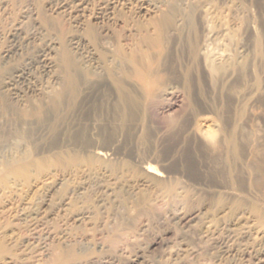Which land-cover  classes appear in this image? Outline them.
Returning a JSON list of instances; mask_svg holds the SVG:
<instances>
[{"label":"rangeland","instance_id":"obj_1","mask_svg":"<svg viewBox=\"0 0 264 264\" xmlns=\"http://www.w3.org/2000/svg\"><path fill=\"white\" fill-rule=\"evenodd\" d=\"M74 1L4 0L0 9L3 74L28 66L32 76L44 82L51 73L45 76L43 66L50 59L59 64L60 55L69 53L75 70L70 72L74 75L67 91L76 87L78 91L70 93L78 96L82 107L111 99L104 75L100 72L93 78L91 73L99 70L81 60L83 56L104 61V67L114 71L122 68L133 75L141 70L158 76L157 91L162 96L158 94L152 104L130 80L128 94L135 108L130 103L127 130L107 128L99 140L100 146L109 147L102 165L80 161L50 165L47 185L21 192L18 197H27L32 210L17 228L24 237H32L34 245L29 251L22 243L12 246L11 255L0 259V264H52L43 244L49 242L48 248L55 250L60 239L68 244L60 247L76 248L71 264H264V0H149L152 5L140 12L128 10L123 2L115 4L113 20L103 24L91 13L104 0H80L83 11L69 14ZM171 3L195 7L203 21L195 38L202 59L198 64L190 57L187 71L178 68L181 57L175 53L169 56V66L175 69L163 65L172 43L156 41L162 52L149 42L156 40L155 24ZM62 4L65 11L58 8ZM26 8L28 15L23 12ZM32 26L40 31L39 37L16 52ZM73 39L80 45L71 43ZM77 64L88 68L82 71L90 77L86 71L80 74ZM55 69L52 75L64 80L60 64ZM60 113L55 122L34 124L25 132L21 140L31 156H53L78 145L76 138L69 139ZM110 130L118 134L112 136ZM231 134L233 150L227 144ZM112 138L122 144L108 143ZM18 197L8 207L18 206ZM6 213L0 215L1 226L9 221ZM80 214L86 219L76 221Z\"/></svg>","mask_w":264,"mask_h":264},{"label":"bare ground","instance_id":"obj_2","mask_svg":"<svg viewBox=\"0 0 264 264\" xmlns=\"http://www.w3.org/2000/svg\"><path fill=\"white\" fill-rule=\"evenodd\" d=\"M123 2L128 3L129 7H127V9L130 11H133V12H135V11H137V12L146 11V10H148L147 8L152 5V4H150L149 0H118V1H116V0H104L102 4H100V5L98 4L99 6H97L93 9V12L91 13V17L97 23H100V24H103L106 21L107 22L111 21V20H113L115 4L120 3L122 5ZM132 3H134V4H132ZM177 4H174V3L169 4L166 11L164 13H162L160 18L158 20L156 19L157 20V22L155 24L156 27L153 30L156 32V34L155 33L154 34L157 37H156V40L149 41V42L152 43V45L150 43L151 46H153V43L155 44V46L157 45L156 48L162 52H163V49L160 47V45L163 44L164 40H167L168 44H169V42L172 43L171 45L173 46V48L171 46L169 51L167 50L168 52L165 51L166 53L162 58L163 65L169 66V64L172 62L171 61L169 63V59H170L169 56H173V53H175L181 57V60L178 61L179 63L178 64L176 63L178 65V68L181 69L182 67H184L187 71V70H189L187 68L188 67L187 65H190V63L187 64V62L191 60L190 57L196 61L197 60L200 61L202 59L201 58L202 54L197 52V50H196V48L198 46H196L197 42L195 44V38H196V34L198 33V31L202 28L201 26L203 25V23H202L203 21H202V19L199 18L200 11L198 9H196L195 7L188 6V7L181 8V6L178 7ZM3 5H4V0H0V9L3 7ZM63 7H64L63 4L58 6L59 9H62V11H65L66 7L64 9H63ZM68 8H70V7H68ZM71 8H70L71 11L69 12V14L79 13V12L83 11L84 4L80 0H75L71 4ZM23 12H25V14L28 15V13H27L28 8H26ZM70 16L72 17V15H70ZM29 31L30 32H27V34L24 37H22L23 41L20 42L21 44L19 45V48H17L15 50L16 52H21V50L23 51L24 47H28L29 45L34 44V41L39 37L40 31L38 30V28L36 26H32L31 30H29ZM105 32H107V31H105ZM89 33L91 34L92 32L89 31ZM115 38H117V37H115ZM142 41H144V39ZM156 41L161 42V44L158 45L159 43H157ZM71 43H73L76 46L80 45V41L78 39L74 40ZM48 46H50V44ZM137 46H139L138 43H137ZM121 47H122V45H121ZM121 47H119L120 48L118 51L119 53H120V50L122 49ZM141 47H142V44H141ZM168 47L169 46H167V48ZM49 48L51 49L53 47H49ZM153 48H155V47L153 46ZM116 49H118V47ZM124 50H126V49H124ZM124 50L121 52H124ZM140 50L142 51L141 48H140ZM140 50H139V54H140ZM164 50H165V48H164ZM136 52L138 53V51H136ZM43 53H41L40 56L42 58H45L46 54H43ZM124 53H122V54L124 55ZM68 54H63L62 56L60 55L61 59H60L59 64H60L61 68L63 69L62 74L64 73V75H65V76L63 75L64 77H62V79L64 78V80H62V81H61V78L57 76L58 74L57 75L55 74L57 77L52 75L53 69L56 70L55 68H57L59 66V64L55 63V61L58 63V60H56V59H55V61H52L50 59V61L47 62L46 65L43 66V68H42L43 72L42 73H44L45 76L46 75L48 76L51 73L50 79L49 80L45 79L44 82L37 81L35 79L37 77L32 76L31 73H33V72L31 70V68L28 66H24L22 68H19L17 70H13L10 72L8 71L7 74H3V71H2L3 69L1 68L2 66L0 64V143H1V148H0V213L1 214L0 215H3L6 211L9 213V214L6 213L7 215H9V216H7V217H9V221L7 218V223L4 224L5 226L0 225V259H2L5 255H11L10 248H12V246L15 247V245L18 243H22V245H24L25 251L28 249L31 250V248L34 245L33 244L34 241H31V240H33V238L27 236V234L25 235L26 237H24L23 236L24 234H21L17 228V226L20 224V222H23L24 220H26V218L30 217L29 216L30 210H32V208L30 207L32 202H30L27 197L24 199L22 198L23 200H21L18 197V196H20L21 192H28V193L33 192V191L35 192V190L38 189L40 186H43L44 184L47 185V183H49V181L51 180V174L49 172L50 165H60L62 163H74L76 161L77 162L80 161L81 163H83L85 165H87V164H89V165H91V164L102 165V163L105 161V159H107L109 157L108 144L105 147H102L99 145L100 141L103 140L105 137L104 133H105L106 129L107 128H111V129L115 128L116 129L118 127L117 129H120V132H124L125 130H127L126 124L128 123L127 121L129 120L130 114L132 113L130 110V103H132V102L130 101L131 99H129V94H128V90H129L128 85L130 83V80L131 81L134 80L133 82H135V86L137 85L141 88V90H142L141 92H143V95L150 102L157 99L158 94H159L157 91V87L159 86L158 84L160 81L158 76H153L149 73L143 74L140 72L141 71L140 69H142V68L139 69L140 71H138L135 68L137 71H134L133 75L132 74L129 75L127 73V71L125 70L126 71L125 72L124 70H122V68L121 69L115 68L116 70L114 71V68L112 69V67L111 68H108L106 66L104 67V65H103L104 61L99 62L100 60L98 61L92 57L83 56V57H81V60L83 59V61H85V62L86 61L91 62L93 65V68L99 70L97 72L91 73V76L93 78L96 79L99 76L100 72H102V74L104 75L103 78L106 79L108 86L110 88L111 99L109 100V98H107V99H105L99 103L92 102V103H89L88 106L82 107L81 105H83V104L80 105V103H81L80 101L77 104L78 96L73 97V94L70 93L76 89L75 85L72 84L73 87H75V89L73 91L68 90L69 93L67 91V89L70 86V85H68V83L71 80V78L73 77L72 75H74V74H71L72 73L71 70L75 66L74 65L75 63L73 64V61ZM132 54L133 53H131L130 56H132ZM144 54L146 55V53H144ZM109 57H110V55H109ZM121 57H122L121 61H123L124 57L123 56H121ZM145 57L148 58L147 56H145ZM5 58L8 59L9 57L6 55ZM139 58H141V56ZM188 59H190V60H188ZM53 60H54V58H53ZM125 60H126V58H125ZM140 60L138 61L136 59V62L138 61V63H139V62H141ZM144 60L145 59L143 58V61ZM5 62H6V59H5L4 63ZM117 62H119V61H117ZM127 62H129V61H127ZM145 62H146V60H145ZM155 62H157V61L155 60ZM192 62H194V61H192ZM122 63H119V66ZM143 63H140L141 67H142ZM116 64H118V63H116ZM198 64H199V62H198ZM123 65H125V63ZM76 66H78V64ZM80 66L81 65H79L78 68ZM136 66H138V65L136 64ZM170 67L171 66H169V68ZM83 68L81 69V67H80V69H81L80 74L83 72L82 71ZM84 69H88V68H84ZM117 69H118V71H117ZM143 69H144V67H143ZM161 69H162V67H161ZM174 69L172 68V70H174ZM74 70L75 69H73V72H74ZM91 71L92 70L90 69V72ZM76 72H77V70H76ZM84 72L86 73V76L89 75V77H90V73L87 70H84ZM147 72H148V70L146 71V73ZM190 72H192V71H190ZM56 73H60V71L56 72ZM77 75L79 76V73ZM82 75H80V76H82ZM184 75H185V73H184ZM86 78H85V76L82 77V79H86ZM90 79H92V78H90ZM100 80H101V78H100ZM75 81L78 82L77 79H75ZM75 81H73V82H75ZM84 82H82V83H84ZM87 83H88V81H87ZM95 83H96V81H95ZM131 84H132V82H131ZM66 85H68V88ZM84 85H85V83H84ZM81 86L83 87L82 84H81ZM81 86L79 85V87H81ZM82 87H81V89H82ZM84 87H86V85ZM135 88H137V87H135ZM81 89H79V90H81ZM130 89H132V88H130ZM77 91H74V92L76 93ZM78 93L80 96L81 95L80 92H78ZM102 93H103V91H102ZM129 93H131V92H129ZM135 93H136V91H135ZM70 94H72V96ZM168 94H169V97L170 96L176 97V95L174 93H173L174 95H171L172 93H168ZM160 95L162 96L161 93L159 94V96ZM145 97L143 99H146ZM137 98H138V96H137ZM141 100L142 99H140V101ZM146 100H145V102H146ZM136 102H138V101H136ZM158 102L159 101H157V103ZM134 103H132L131 105H133ZM135 104L133 105V107L135 106ZM141 104H142V102H141ZM146 104H147V106H151V105H148V103H146ZM149 104H151V103H149ZM152 104H153V102H152ZM142 105H141V107H142ZM144 107H142V108L144 109ZM169 107L170 106H167L168 109H169ZM136 110H137V108H136ZM140 110L142 111L141 108H140ZM146 110H149V108ZM60 112H62V118H61V119H63L62 122L65 121V123H66L65 126H66V129L68 132L69 139L76 138L79 142L78 145H75L76 147L74 146V149H66V148L62 149L61 148L62 150L61 151L59 150L60 152L58 151V153H56V155H53V156H47V157L45 156L44 158L31 156L30 155L31 153L29 154L30 149L29 150L27 149L26 142H24V140L23 141L21 140L22 138L24 139L25 134H26L25 132L29 131L34 124H39V125L48 124L52 120H54V122H55L57 119L55 120L54 118ZM144 112H146V111H144ZM87 114H88V116H87ZM144 116H145V114H144ZM53 124H55V123H53ZM57 124H55V125H57ZM112 130H110V132ZM120 132H119V134H120ZM128 132H129V130H128ZM64 134H65V132H64ZM112 134H118V133H114V132L112 133L111 132L110 135H112ZM112 136H114V135H112ZM112 136H110V137H112ZM117 138L116 139L112 138L113 141L112 140H109V141L107 140V141H108V143L111 141L113 143L119 144L120 140ZM93 140H95V142ZM67 143H69V142H67ZM227 144L233 150L234 138H233L232 134H231V136H229V138L227 140ZM20 146H23L24 149L20 150L19 149ZM66 147H67V145H66ZM227 151H229V150H227ZM230 152H231V150H230ZM230 170H232V169H230ZM230 177L231 176H229V178ZM108 190L110 192L109 194H112V192H113L112 189L107 188V191ZM17 197L20 199L19 203H16V205L18 204V206L15 205L16 207H8V204H10V201L12 199H15V198L17 199ZM68 199L69 198H67V200ZM12 205H13V203H12ZM12 205H9V206H12ZM83 214H80L77 217H75L76 221H82L83 219H86V216H84ZM49 232H50V230H49ZM46 236L48 238V234ZM22 237H23V239H22ZM19 238H21L22 240ZM44 240H46V239H44ZM61 240H63V239H60L58 241V243L60 244V245L57 244L58 247H60L61 245L62 246L67 245L68 246L67 242L61 241ZM71 242L73 243V241H71ZM72 243H70L69 247L72 245L74 246L75 242L73 244ZM48 244H49V242H48ZM48 244H46L45 242L43 244V249L45 251L44 255H45V257L51 258L52 264H67V263L71 264V263H74V261H72V260H75L74 257H76L75 251H74L76 249L75 247H74L75 249L73 248L74 250L72 248H65V247H60V248L57 247V249L55 248V250H54V248H52L50 250V248H48V246H47ZM78 264H82V263H78Z\"/></svg>","mask_w":264,"mask_h":264}]
</instances>
